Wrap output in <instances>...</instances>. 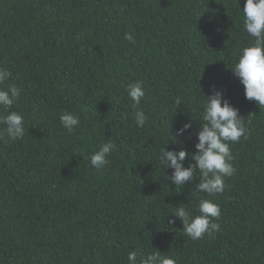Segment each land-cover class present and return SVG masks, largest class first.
Masks as SVG:
<instances>
[{
	"label": "trees",
	"instance_id": "1",
	"mask_svg": "<svg viewBox=\"0 0 264 264\" xmlns=\"http://www.w3.org/2000/svg\"><path fill=\"white\" fill-rule=\"evenodd\" d=\"M244 3L0 0V68L11 73L0 87L22 90L10 111L25 119L16 141L0 124V264H127L132 250L176 264H264V108L230 71L249 43ZM133 81L145 88L138 108L126 90ZM212 88L250 121L248 139L231 145L235 174L215 196L197 191L198 176L176 188L157 159L162 147L196 151ZM66 112L80 119L72 133L60 123ZM109 140V163L92 167ZM200 199L220 206L221 228L193 241L169 215L181 205L199 214Z\"/></svg>",
	"mask_w": 264,
	"mask_h": 264
},
{
	"label": "clouds",
	"instance_id": "2",
	"mask_svg": "<svg viewBox=\"0 0 264 264\" xmlns=\"http://www.w3.org/2000/svg\"><path fill=\"white\" fill-rule=\"evenodd\" d=\"M241 11L243 30L249 38V43L238 50L230 71L243 87L245 99L254 102L261 109L264 108V0H245ZM124 39L135 43L133 35L129 32L125 33ZM10 76V71L0 68V86L4 85ZM126 90L132 106L138 108L145 99L143 83L130 82ZM21 92L22 90L14 85L0 87V108L7 111L6 115H0V124L5 126L4 132L12 141L22 139L25 135L23 114L10 111L14 103L18 102ZM212 92L211 95L203 93L201 113L203 122L199 123L200 130L195 133L198 141L195 144L196 151L175 152L162 147L157 159L163 170H173L170 179L176 188H181L186 182L198 176L197 191L215 196L224 191L225 178L235 174L231 145L240 142L241 138L248 139L250 121L241 116L238 108L224 99V91H215V88H212ZM181 102V98L178 97L175 105L179 108ZM134 117L137 127H143L148 120L143 110H136ZM59 119L62 127L69 133L74 132L80 124L79 117L68 112L61 114ZM191 127V121L185 123L177 131L176 136H173V143ZM187 138L191 139V134ZM115 149L116 145L111 140L103 143L91 155V166L97 169L105 167ZM188 156H191L195 164L184 167L183 161ZM172 209L169 216L182 222L184 234L193 241L203 239L205 236L214 237L215 233L220 231V224L214 221L220 219L221 209L210 199H200L197 207L199 214L196 215L189 206L181 205ZM168 224H175V219H168ZM127 264H176V260L157 250L147 255L132 250L127 254Z\"/></svg>",
	"mask_w": 264,
	"mask_h": 264
}]
</instances>
